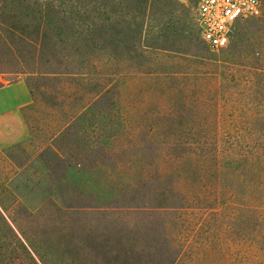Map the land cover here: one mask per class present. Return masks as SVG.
<instances>
[{
  "label": "rangeland",
  "instance_id": "374dc122",
  "mask_svg": "<svg viewBox=\"0 0 264 264\" xmlns=\"http://www.w3.org/2000/svg\"><path fill=\"white\" fill-rule=\"evenodd\" d=\"M47 1L65 38L112 52L127 76L61 137L57 161L46 144V109L39 113L40 100L54 101L57 80L47 79L45 55L26 66L29 46L11 36L18 65L0 63V86L26 85L31 71L46 78L32 93L26 85L21 112L32 135L0 147V264H264V199L257 212L237 203L238 164L233 178L217 182L187 150L150 147L163 142L166 120L177 143V122L264 120V0L262 15L242 21L218 52L198 34V0H29L34 10ZM34 13L19 23L0 0V21L16 32L37 34ZM76 76L70 81L81 85L68 92L93 95V80ZM259 188L264 194V179Z\"/></svg>",
  "mask_w": 264,
  "mask_h": 264
},
{
  "label": "trees",
  "instance_id": "16d2710c",
  "mask_svg": "<svg viewBox=\"0 0 264 264\" xmlns=\"http://www.w3.org/2000/svg\"><path fill=\"white\" fill-rule=\"evenodd\" d=\"M52 3L47 1L48 7H52ZM7 5L13 9L14 17L19 23L27 22L28 15L35 11L33 15L36 16H31L34 18V22H31L29 26H33L32 30L36 31L37 34L32 36L27 33L16 32L5 21H0V38L4 47L0 53V63L18 65L15 59L17 57L15 43L11 36H19L18 39L23 42L22 44L29 46L27 50L29 59L25 62L26 66L31 65V63L33 65L42 63L44 55L48 59L46 64L51 65L52 68L46 72L47 79L57 80L56 88H53L51 92V98H54V101L50 103L40 100L39 113H44L42 110L44 107L46 109L44 114L48 116L45 135L47 148L57 161L62 160L63 155L58 146L61 137L71 129L77 120L82 119L88 110H94L93 108L97 104L108 99L110 87L114 83L125 82L127 76L125 68L117 60L112 59V52L100 50L98 47L92 49L87 43L77 41L78 39L65 38L63 20L57 10L50 7L38 8L39 4L34 10L31 8L29 0H7ZM58 66L65 70L62 71ZM55 67L58 71L52 70ZM35 74V71L26 74V85L30 92L42 86L40 82L35 80L46 78ZM91 74L94 75V78L89 77ZM260 74L264 75V73ZM74 75H78L76 77L86 75L88 82L93 80V85L97 87L95 93L93 95L85 94L83 89L79 87L68 92L67 88H76V85H81L79 82L73 84L70 81ZM64 96L65 101L63 100ZM169 110H162V115L168 118ZM261 112L264 114V109ZM21 113L29 133L32 135L34 126L31 125L30 120L26 119L25 113ZM98 115V113L92 112L93 123L95 119L99 118ZM193 121L190 124L186 121L174 124L179 131L177 137L182 136L181 142L177 143L176 138L174 140L167 138L168 128L170 129L172 126H170L169 120H166L164 125L168 128L161 132L163 142L155 143L150 147L161 151L171 149L175 145L187 150L190 160H195L199 169L201 167L207 169V171H203L210 172L209 174L215 176L217 182L221 176L227 175L228 178H233L235 170L232 168L237 163L239 166L236 171L237 179L241 185L237 203L246 209L250 208L257 212L264 199L263 190L259 188L264 179V120H208L206 124L204 123L205 126ZM223 126L225 127V141L220 144L218 132ZM200 127L203 130L197 129ZM196 177L202 185L207 184V180L205 181L201 173L197 174ZM170 241L171 243L175 241L173 235L170 237Z\"/></svg>",
  "mask_w": 264,
  "mask_h": 264
},
{
  "label": "built area",
  "instance_id": "2783aa9c",
  "mask_svg": "<svg viewBox=\"0 0 264 264\" xmlns=\"http://www.w3.org/2000/svg\"><path fill=\"white\" fill-rule=\"evenodd\" d=\"M263 13L260 0H198L195 20L198 34L209 50L226 49L238 25Z\"/></svg>",
  "mask_w": 264,
  "mask_h": 264
},
{
  "label": "crops",
  "instance_id": "0c3cea01",
  "mask_svg": "<svg viewBox=\"0 0 264 264\" xmlns=\"http://www.w3.org/2000/svg\"><path fill=\"white\" fill-rule=\"evenodd\" d=\"M30 101V93L22 82L0 86V147L26 139L28 128L21 108Z\"/></svg>",
  "mask_w": 264,
  "mask_h": 264
}]
</instances>
